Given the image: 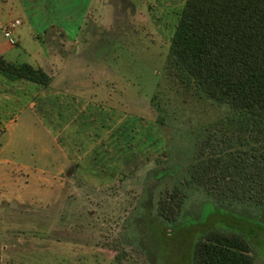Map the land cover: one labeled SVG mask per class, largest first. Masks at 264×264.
<instances>
[{
  "label": "rangeland",
  "instance_id": "1",
  "mask_svg": "<svg viewBox=\"0 0 264 264\" xmlns=\"http://www.w3.org/2000/svg\"><path fill=\"white\" fill-rule=\"evenodd\" d=\"M18 2L0 0V53L32 62L28 53L44 55L49 35L37 36ZM183 2L91 0L81 26L65 28L77 43L51 40L48 87L0 75V264H186L181 246L188 254L210 227L245 234L253 264H264V209L217 206L185 180L196 141L218 138L222 114L166 72ZM19 16L11 44L3 32ZM177 186L185 198L175 222L145 211L149 195L153 209ZM185 217L191 239L182 244ZM160 223L163 251L152 242Z\"/></svg>",
  "mask_w": 264,
  "mask_h": 264
},
{
  "label": "trees",
  "instance_id": "2",
  "mask_svg": "<svg viewBox=\"0 0 264 264\" xmlns=\"http://www.w3.org/2000/svg\"><path fill=\"white\" fill-rule=\"evenodd\" d=\"M165 69L186 92L216 104L222 114L215 122L221 131L218 138L213 140L210 134L196 141L186 182L199 187L217 206L241 203L264 209V0H184ZM0 75L41 88L53 80L40 65L16 62L2 54ZM157 97L154 93L151 100L163 123L165 107ZM134 130L130 128V136ZM150 197L144 200L145 211L161 222H175L182 213L183 187L163 191L153 209L147 207ZM187 218L176 228L184 235L182 244L191 239L182 227ZM161 225L160 236L152 242L163 251ZM252 243L242 232L210 227L188 254L181 246L182 254L177 255L186 264H253Z\"/></svg>",
  "mask_w": 264,
  "mask_h": 264
},
{
  "label": "crops",
  "instance_id": "3",
  "mask_svg": "<svg viewBox=\"0 0 264 264\" xmlns=\"http://www.w3.org/2000/svg\"><path fill=\"white\" fill-rule=\"evenodd\" d=\"M18 1L21 12L24 13L26 19L30 21L33 28H38V31L35 30L37 36L41 38L48 32L49 36H47V42L50 51H45V54L40 57H34L32 53H28L31 58L33 57V59H31L32 62L40 65L48 71L47 65L51 62V59H53V54L57 53L55 50L54 52H51V40L54 39L53 37L57 34L60 36L64 35L66 39L68 35L65 34V28H67V26L73 27L76 24L77 28L80 27V23L83 21L89 10L91 0H77L76 3L72 2L73 0ZM17 18H20V16ZM68 41L70 43H77L76 38H73L72 40L68 38ZM16 42L15 39V43ZM76 49L77 46L74 45L73 50L75 52L77 51ZM14 54L12 56H14Z\"/></svg>",
  "mask_w": 264,
  "mask_h": 264
},
{
  "label": "built area",
  "instance_id": "4",
  "mask_svg": "<svg viewBox=\"0 0 264 264\" xmlns=\"http://www.w3.org/2000/svg\"><path fill=\"white\" fill-rule=\"evenodd\" d=\"M21 20L19 18H15L11 20L8 26L4 30V36L8 38L9 43L14 44L15 38L12 36V29H14L17 25H19Z\"/></svg>",
  "mask_w": 264,
  "mask_h": 264
}]
</instances>
